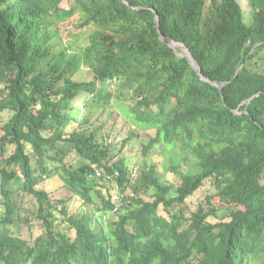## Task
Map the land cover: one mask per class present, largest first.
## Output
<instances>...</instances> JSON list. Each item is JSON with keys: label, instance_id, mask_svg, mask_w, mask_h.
<instances>
[{"label": "trees", "instance_id": "1", "mask_svg": "<svg viewBox=\"0 0 264 264\" xmlns=\"http://www.w3.org/2000/svg\"><path fill=\"white\" fill-rule=\"evenodd\" d=\"M249 1L248 22L241 0H0V264H264V0ZM160 145L176 183L147 162Z\"/></svg>", "mask_w": 264, "mask_h": 264}, {"label": "rangeland", "instance_id": "2", "mask_svg": "<svg viewBox=\"0 0 264 264\" xmlns=\"http://www.w3.org/2000/svg\"><path fill=\"white\" fill-rule=\"evenodd\" d=\"M241 4H242V7L245 11V16H246V20L249 22L250 19H251V15H252V7H251V4H250V1L249 0H241ZM79 19H80V14L76 13L74 14L70 19L66 20L65 22L61 23V27H62V36H63V39H65L66 42L69 43L68 40H70V37L68 36L69 32H73V33H76L78 32L79 28L75 27L78 25L79 23ZM77 46H84L87 44V39H86V36L82 35V37L80 38L79 41H77ZM91 75H90V72H89V68L85 67V68H82L76 75V79L78 80H90L91 79ZM122 112L124 111H127V109L125 107L122 108L121 110ZM119 125H121L119 123ZM129 126V125H128ZM128 130V129H126ZM125 130V131H126ZM133 146L135 147H139L140 146V140L139 139H134L133 141ZM140 148V147H139ZM138 148V149H139ZM164 148V145H160V146H157L154 148L153 151H151L147 158V162H150L151 163H157L158 165V169H159V173L160 175H162L163 177V180L169 182V183H176L177 180H178V177L175 173L173 172H167L168 170L165 169L166 165L168 163H170V161H167L165 163V161L167 160L166 159V156L164 154H161L160 153V150H162ZM133 153L132 152V156L134 157V161L136 160V163H132L133 166H140L141 164H143V157L141 156V154L143 155V152L139 151ZM137 155V157H135ZM130 164V165H132ZM214 189V186L212 184L211 181H208L205 183V185L199 190L196 192V194L194 196H192L190 199H189V203L190 205L195 208V206L204 200V198L206 197V195L208 193H210L212 190ZM62 193H58L57 196H61ZM68 196V195H66ZM70 204H71V207L78 210V209H83V210H86V207L83 205V203L81 202V200H79L77 197H73L70 199ZM24 213V212H23ZM22 215V214H21ZM21 232H22V235L23 236H28L30 235V231H29V227L28 225L24 222L22 223V226H21Z\"/></svg>", "mask_w": 264, "mask_h": 264}, {"label": "water", "instance_id": "3", "mask_svg": "<svg viewBox=\"0 0 264 264\" xmlns=\"http://www.w3.org/2000/svg\"><path fill=\"white\" fill-rule=\"evenodd\" d=\"M156 21H157V26L159 28V31L161 33L162 38L164 40H166L165 37H164V35H163V33H162V31L160 30V19H159L158 15H156ZM170 45L173 46V47H176V46H182V47H184V51L181 54L184 55V56H187L189 58V60H190L191 64L193 65V67L204 77V79L209 80L208 78H206L204 76V74L202 72V68L199 65L198 61L193 56V54L191 53L190 49L187 46L184 45V43L177 42V41H170ZM213 83L216 84V85H218L220 87V85L217 82L214 81Z\"/></svg>", "mask_w": 264, "mask_h": 264}]
</instances>
